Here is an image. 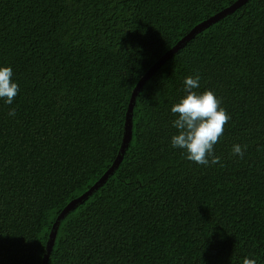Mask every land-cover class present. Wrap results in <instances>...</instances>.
<instances>
[{"label": "trees", "instance_id": "1", "mask_svg": "<svg viewBox=\"0 0 264 264\" xmlns=\"http://www.w3.org/2000/svg\"><path fill=\"white\" fill-rule=\"evenodd\" d=\"M235 1L0 0V63L19 85L12 105L0 101V264H42L56 216L116 158L138 80ZM196 74L197 91L214 92L230 116L210 166L170 145V105ZM245 256L264 264V0L199 31L153 72L122 161L62 220L48 264Z\"/></svg>", "mask_w": 264, "mask_h": 264}, {"label": "clouds", "instance_id": "2", "mask_svg": "<svg viewBox=\"0 0 264 264\" xmlns=\"http://www.w3.org/2000/svg\"><path fill=\"white\" fill-rule=\"evenodd\" d=\"M13 69L8 64L0 63V101L12 105L19 92L18 83L12 79ZM185 94L170 105L174 116L171 126L176 132L170 136L172 148L182 150V155L198 165L210 166L220 162L214 155V145L224 133V125L230 116L220 100L211 90L200 88V76L189 75L183 80ZM16 115L15 109H10L9 117ZM244 147L235 143L232 145L233 156L242 157ZM241 264H256L254 258L242 257Z\"/></svg>", "mask_w": 264, "mask_h": 264}, {"label": "water", "instance_id": "3", "mask_svg": "<svg viewBox=\"0 0 264 264\" xmlns=\"http://www.w3.org/2000/svg\"><path fill=\"white\" fill-rule=\"evenodd\" d=\"M247 0H236L231 5L225 7L224 9L220 10L219 12L215 13L207 20H204L194 26L185 36H183L180 40L176 42L169 50H167L138 80L136 85L134 86L131 96L128 102V106L125 113V120L123 125V135L120 144V148L118 150L117 156L110 165V167L104 172V174L86 191H84L78 197L72 199L68 202L64 208L60 211V213L56 216L55 221L52 224L50 229L48 239L46 242V247L43 255L42 264H48V256L49 253L54 245V241L57 235L58 227L61 224L62 220L66 217V215L71 212L77 205L85 201L90 195H92L98 188H100L104 182L111 176L115 170L118 168L120 162L122 161L124 152L132 138V115H133V108L135 104L136 97L140 91V89L144 86L146 81L151 77L153 72L163 64L172 54H174L178 49H180L190 38H192L196 33L203 30L210 24H213L217 20L223 18L227 14L233 12L237 7L242 5Z\"/></svg>", "mask_w": 264, "mask_h": 264}]
</instances>
